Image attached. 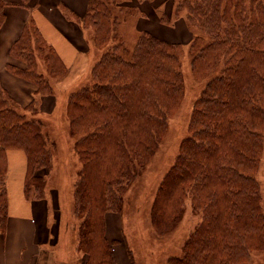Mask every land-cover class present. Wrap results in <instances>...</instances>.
<instances>
[{"label": "trees", "instance_id": "16d2710c", "mask_svg": "<svg viewBox=\"0 0 264 264\" xmlns=\"http://www.w3.org/2000/svg\"><path fill=\"white\" fill-rule=\"evenodd\" d=\"M4 7L0 1V28ZM185 7L203 30L190 49L192 75L207 82L194 102L189 135L157 189L152 229L158 237L171 234L191 204L202 220L186 239L183 256L168 264H247L264 249V211L255 178L264 133V2L251 0L248 10L246 0L187 1ZM115 9L105 0H88L83 17L73 12L68 17L90 29L96 53H103L99 59L96 55L90 81L74 91L67 107L70 133L79 135L74 150L81 165L73 192L81 220L78 248L86 254V264H118L106 214L122 212L125 182L131 184L138 168L155 154L167 133L170 111L165 109L176 108L185 94L180 44L147 32L128 58L124 42L103 49L114 38ZM10 55L24 67L8 64L7 70L36 88L33 101L21 107L0 81L4 230L9 217L7 151L26 155L25 197L43 195L46 179L37 172L53 167L54 146L44 132L36 97L51 94L49 77H66L71 71L32 21Z\"/></svg>", "mask_w": 264, "mask_h": 264}, {"label": "rangeland", "instance_id": "374dc122", "mask_svg": "<svg viewBox=\"0 0 264 264\" xmlns=\"http://www.w3.org/2000/svg\"><path fill=\"white\" fill-rule=\"evenodd\" d=\"M105 1L116 6L115 27H117L113 32L114 38L106 48H103L104 50L117 42H124L125 48L129 50L125 55L128 58L133 54V48L141 33L147 32L171 44H180L184 49L181 61L185 94L176 108L165 109L167 114L170 111L167 133L147 164L138 168L137 178L131 184L125 182L122 212L107 213L108 237L115 246L118 244L116 257L119 264H125V261L130 264H168L170 258L183 256L186 239L202 220L201 214L194 212L189 204L177 229L171 234L158 237L154 234L150 217L157 189L174 163L182 140L189 135L188 128L194 102L207 82L197 81L192 75L190 49L196 36L202 35L203 30L197 19L190 20L189 10L185 7L187 1L194 3L201 0ZM250 3L251 0H246L247 10ZM65 14L67 17H73L70 11ZM86 33L91 36L90 29H87ZM49 46L55 49L53 45L49 44ZM17 62L23 63L20 60ZM41 70L48 77V69L42 64ZM71 73L66 77H49L51 94L36 97L37 103L40 98L50 100L47 112L41 111L39 104L38 107L45 123L44 132L54 146V161L53 167L37 172L39 178L46 179V188L43 195L42 193L40 196L33 195L30 201H45L43 212L46 219L48 218L49 235L47 236L46 229L45 233H39L37 238L14 234L10 236L11 241L7 243L9 246L7 257L10 259L16 254L22 260L24 255L25 261L21 264H71L74 261V264H86L87 261L86 254L78 248V227L81 220L75 212L73 192L81 165L74 150L79 135L70 133L67 107L74 91L90 81V73L82 77ZM262 135L263 150L255 178L261 189V204L264 211V133ZM42 219L43 215L39 214L38 220L44 231ZM1 225L0 222V249L4 248L7 240L5 234L7 224L5 230ZM40 244L43 252L32 256V252L40 248ZM121 249H125L126 252L122 251L121 254ZM0 264H11L10 260L5 258L3 251L0 252ZM247 264H264V249L253 253Z\"/></svg>", "mask_w": 264, "mask_h": 264}, {"label": "crops", "instance_id": "0c3cea01", "mask_svg": "<svg viewBox=\"0 0 264 264\" xmlns=\"http://www.w3.org/2000/svg\"><path fill=\"white\" fill-rule=\"evenodd\" d=\"M5 4V20L0 28V81L2 86L8 91L11 97L21 107H26L33 101L35 86L21 78L11 74L7 70L8 64H16L23 67V63L17 62L10 55L12 45L17 42L23 34L25 26L29 21L38 29L45 40L53 45L70 72L75 75L85 76L90 70L96 58L95 47L92 46L91 40L84 29L74 18L67 17L65 12H73L78 17H83L88 8V0H0ZM71 73V74H72ZM39 106L43 112L48 111L50 100L40 98ZM8 173H7V190L9 200V217L5 234L7 237L4 248L0 252L5 253V258L10 260L11 264H21L25 261L24 255L22 260L16 254L10 259L9 253L10 236H31L37 238L39 233L49 235L48 218L43 212L45 201H30L25 197L24 185L26 176V155L22 150H8ZM47 205V202H46ZM42 214L44 231L38 220V215ZM46 220V222H45ZM107 237L108 215L106 214ZM24 229H28L24 232ZM109 238V237H108ZM110 239V238H109ZM34 240V239H32ZM118 245V244H117ZM114 252L116 255V247ZM33 250V249H32ZM126 252L121 249V254ZM43 252L42 246L32 252V256ZM31 259V256L30 258ZM33 259V258H32ZM118 260V258L116 257ZM9 261H6L8 263ZM119 264V261H117ZM71 262V264H74ZM125 264L130 262L125 261Z\"/></svg>", "mask_w": 264, "mask_h": 264}]
</instances>
